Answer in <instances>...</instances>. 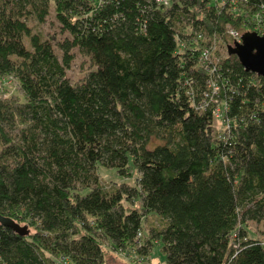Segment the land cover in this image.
<instances>
[{
  "label": "trees",
  "instance_id": "16d2710c",
  "mask_svg": "<svg viewBox=\"0 0 264 264\" xmlns=\"http://www.w3.org/2000/svg\"><path fill=\"white\" fill-rule=\"evenodd\" d=\"M229 27L264 37V0H0V215L30 231L0 224V264H264V77Z\"/></svg>",
  "mask_w": 264,
  "mask_h": 264
},
{
  "label": "rangeland",
  "instance_id": "374dc122",
  "mask_svg": "<svg viewBox=\"0 0 264 264\" xmlns=\"http://www.w3.org/2000/svg\"><path fill=\"white\" fill-rule=\"evenodd\" d=\"M35 25V24H34ZM230 30H232V27H229ZM37 30L44 32V35L46 38H51L52 36H56L58 40L63 41L68 35L63 34L61 32L60 26L55 21L54 15L50 17V21L46 25H42L37 27ZM257 30V29H256ZM252 31H249L248 33H252ZM240 34V33H239ZM223 43V48L219 50L215 49L216 51L221 52L220 55L226 56L227 53V46L226 43ZM59 56H62V52L58 50ZM76 54L75 60L72 62L70 69L68 70V74L71 77L72 80H77L81 75L83 69L87 68L89 65L87 60L83 56H81L78 52V50H74ZM222 56V57H223ZM216 61H219L220 58L214 57ZM6 87L10 88V91L8 93L9 96H18L21 97V92L19 86L10 84L6 85ZM223 108V107H222ZM222 111V109H220ZM219 127H221L222 121L218 122ZM100 174L102 176L103 185L107 188H112L115 186V184H120L123 182H127L130 184H136L138 174L136 172H132V176L130 178H121L117 172L114 170H109L107 168H100ZM145 234L148 235L153 230L152 228L159 227V221L155 217H148L145 221ZM249 232V237L258 239L262 242H264V221H252L248 223V226L246 227ZM107 264H133L132 259L130 257H127L125 254H117L116 255H110L107 256ZM149 264H165L166 258L165 255L162 252V244L157 243L156 246L153 249V252L151 254V258L149 260ZM139 264V263H136Z\"/></svg>",
  "mask_w": 264,
  "mask_h": 264
},
{
  "label": "water",
  "instance_id": "95a60500",
  "mask_svg": "<svg viewBox=\"0 0 264 264\" xmlns=\"http://www.w3.org/2000/svg\"><path fill=\"white\" fill-rule=\"evenodd\" d=\"M234 53L247 72L264 77V37L246 33L243 36V43L236 45ZM0 224L20 236L30 235L28 226H21L10 218L0 215Z\"/></svg>",
  "mask_w": 264,
  "mask_h": 264
},
{
  "label": "built area",
  "instance_id": "2783aa9c",
  "mask_svg": "<svg viewBox=\"0 0 264 264\" xmlns=\"http://www.w3.org/2000/svg\"><path fill=\"white\" fill-rule=\"evenodd\" d=\"M245 1H247V0H245ZM252 33L257 34L258 36H261V35L258 34L256 29ZM228 34L231 36V38L234 40V42H236V45L243 43V36H241L238 31H236L234 29L230 30L228 28ZM210 50H206L202 54L203 56L201 58V62H202L203 65H205L206 63H210V59H211ZM3 81H5V80H3ZM10 84H13V80L12 79L6 80L3 83L2 86H6V85H10ZM212 87H214L213 90H214L215 95L218 94L219 93V88L216 85H213ZM217 118H218L219 121L222 120V111H220V110L217 111Z\"/></svg>",
  "mask_w": 264,
  "mask_h": 264
}]
</instances>
